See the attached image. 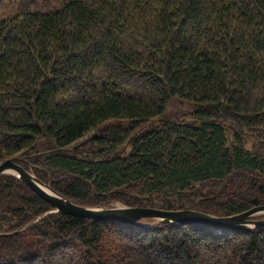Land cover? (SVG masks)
Returning <instances> with one entry per match:
<instances>
[{
	"label": "trees",
	"instance_id": "obj_1",
	"mask_svg": "<svg viewBox=\"0 0 264 264\" xmlns=\"http://www.w3.org/2000/svg\"><path fill=\"white\" fill-rule=\"evenodd\" d=\"M13 156L86 207L264 204V0H0V161ZM50 210L0 176V264H264V226Z\"/></svg>",
	"mask_w": 264,
	"mask_h": 264
},
{
	"label": "water",
	"instance_id": "obj_2",
	"mask_svg": "<svg viewBox=\"0 0 264 264\" xmlns=\"http://www.w3.org/2000/svg\"><path fill=\"white\" fill-rule=\"evenodd\" d=\"M10 174L17 177L34 193L45 200L51 212L83 217L92 221L113 220L140 224L142 219H156L162 223H205L217 228L250 229L264 226V219H256L264 213V204L256 205L241 213L229 216H214L191 209L167 210L151 207H86L78 205L54 191L21 164V158L13 156L0 161V176Z\"/></svg>",
	"mask_w": 264,
	"mask_h": 264
},
{
	"label": "rangeland",
	"instance_id": "obj_3",
	"mask_svg": "<svg viewBox=\"0 0 264 264\" xmlns=\"http://www.w3.org/2000/svg\"><path fill=\"white\" fill-rule=\"evenodd\" d=\"M174 111L175 112H177L178 111V109H174ZM92 133H94V132H92ZM92 133H90V134H92ZM90 134H88L86 137H83L81 140H79L78 141V144H85V143H87V141L88 140H90L93 136H91ZM247 146V145H246ZM87 149V146H85L84 148H83V150H86ZM129 150V146H126V148H125V152H127ZM109 206H111V207H109V208H112V207H120V206H124L123 204H121L120 202H115V203H111V205L109 204Z\"/></svg>",
	"mask_w": 264,
	"mask_h": 264
}]
</instances>
